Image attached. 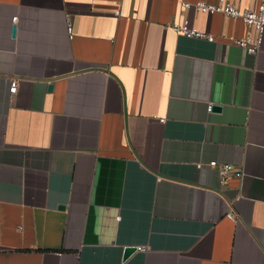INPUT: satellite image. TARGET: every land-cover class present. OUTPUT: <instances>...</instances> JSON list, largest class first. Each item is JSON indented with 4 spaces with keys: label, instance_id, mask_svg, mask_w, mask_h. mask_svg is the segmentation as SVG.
Listing matches in <instances>:
<instances>
[{
    "label": "crops",
    "instance_id": "0c3cea01",
    "mask_svg": "<svg viewBox=\"0 0 264 264\" xmlns=\"http://www.w3.org/2000/svg\"><path fill=\"white\" fill-rule=\"evenodd\" d=\"M195 1L0 0V264H264V31Z\"/></svg>",
    "mask_w": 264,
    "mask_h": 264
},
{
    "label": "built area",
    "instance_id": "2783aa9c",
    "mask_svg": "<svg viewBox=\"0 0 264 264\" xmlns=\"http://www.w3.org/2000/svg\"><path fill=\"white\" fill-rule=\"evenodd\" d=\"M183 9L193 8L197 13H221L225 16L240 19L246 27L256 31V37L253 39L250 35H246L241 39H233V42L246 49L249 54H254L257 52L261 39L262 33L264 31V0H259V3L255 9H240L235 4L228 0H217L216 3H209L203 0H198L195 2H183ZM114 14L119 15V10H115ZM16 21V17H13V24ZM168 28L173 30L178 34H182L187 38H201L207 39L208 41H214V36L211 34L204 33L196 28L189 27L188 20L182 19L181 21H170L166 24ZM67 32L69 38L72 37V28L67 27ZM19 80L17 78H11L9 83L8 92L10 95L16 93L18 88ZM213 105L208 103L206 111L211 112ZM161 122L164 119H159ZM209 167L217 170L219 175V180L221 184H226L230 177L241 178L242 171L231 164L218 163L216 160H211L208 163ZM229 219L235 220V217L232 212L227 213ZM136 251L144 252V246L136 247Z\"/></svg>",
    "mask_w": 264,
    "mask_h": 264
},
{
    "label": "water",
    "instance_id": "95a60500",
    "mask_svg": "<svg viewBox=\"0 0 264 264\" xmlns=\"http://www.w3.org/2000/svg\"><path fill=\"white\" fill-rule=\"evenodd\" d=\"M15 30H16V26L13 25L12 26V35L15 34ZM48 88H51V85L48 86ZM216 109H219V107H216ZM136 251V247L134 246H126L123 249V256L122 259L126 260L129 256H131L134 252Z\"/></svg>",
    "mask_w": 264,
    "mask_h": 264
}]
</instances>
